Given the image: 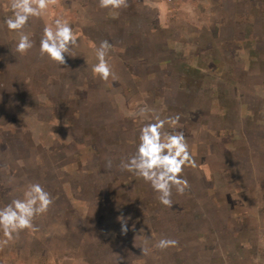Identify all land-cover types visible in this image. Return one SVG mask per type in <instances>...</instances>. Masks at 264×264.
Listing matches in <instances>:
<instances>
[{"label":"rangeland","instance_id":"1","mask_svg":"<svg viewBox=\"0 0 264 264\" xmlns=\"http://www.w3.org/2000/svg\"><path fill=\"white\" fill-rule=\"evenodd\" d=\"M6 5L0 207L29 182L54 204L36 230L0 247V264H264V0H129L119 10L57 0L30 19L35 46L26 55L14 53ZM61 16L81 41L65 65L39 52L45 23ZM105 39L117 77L107 82L91 70ZM145 102L162 118L180 115L196 160L172 208L120 168L136 151L143 122L133 113ZM161 237L179 244L153 249Z\"/></svg>","mask_w":264,"mask_h":264},{"label":"clouds","instance_id":"2","mask_svg":"<svg viewBox=\"0 0 264 264\" xmlns=\"http://www.w3.org/2000/svg\"><path fill=\"white\" fill-rule=\"evenodd\" d=\"M57 0H7L6 11L11 14L4 19V24L10 32H15L17 40L14 53L26 55L35 46L31 33L27 32L30 19L42 18L49 12ZM98 7L109 10H119L129 7V0H98ZM78 31L65 18L57 17L51 23H45L39 43L42 57L47 56L59 65H65L66 55L73 56V50L80 47ZM115 45L108 40L100 41L95 48L97 62L91 66L94 76L107 82L111 77L116 80V74L110 63V53ZM142 120L139 129V143L136 151L126 160H121L122 170L134 173L144 181L150 183L158 194L157 199L165 207L172 208L173 189L183 195L189 188V181L182 173L186 167H197L196 160L190 151L187 138L183 131L177 130L181 117L179 114L163 117L146 102L137 105L133 113ZM166 125L169 130H166ZM22 163V162H21ZM111 161L108 162L110 168ZM54 198L39 182H29L21 196L13 198L9 203L0 207V247L8 246L10 241L18 239L24 230H36L34 223L38 216L46 214ZM121 221L123 234L129 231L127 220ZM134 228V226H133ZM179 241L170 237H161L152 245L155 250L164 251L175 248ZM143 256L150 252L142 247Z\"/></svg>","mask_w":264,"mask_h":264},{"label":"built area","instance_id":"3","mask_svg":"<svg viewBox=\"0 0 264 264\" xmlns=\"http://www.w3.org/2000/svg\"><path fill=\"white\" fill-rule=\"evenodd\" d=\"M179 1L180 0H166L167 3L169 2V3H172V4H175V3L179 2Z\"/></svg>","mask_w":264,"mask_h":264},{"label":"trees","instance_id":"4","mask_svg":"<svg viewBox=\"0 0 264 264\" xmlns=\"http://www.w3.org/2000/svg\"><path fill=\"white\" fill-rule=\"evenodd\" d=\"M196 70H197V69H196ZM196 70H195V71H196ZM198 71H200V69H199ZM194 73H196V72H194ZM187 105H188V104H187ZM187 105H184V106H187Z\"/></svg>","mask_w":264,"mask_h":264}]
</instances>
